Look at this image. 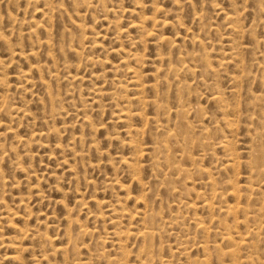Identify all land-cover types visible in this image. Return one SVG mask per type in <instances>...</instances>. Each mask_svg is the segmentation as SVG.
I'll return each mask as SVG.
<instances>
[{
  "label": "rangeland",
  "instance_id": "rangeland-1",
  "mask_svg": "<svg viewBox=\"0 0 264 264\" xmlns=\"http://www.w3.org/2000/svg\"><path fill=\"white\" fill-rule=\"evenodd\" d=\"M0 264H264V0H0Z\"/></svg>",
  "mask_w": 264,
  "mask_h": 264
}]
</instances>
